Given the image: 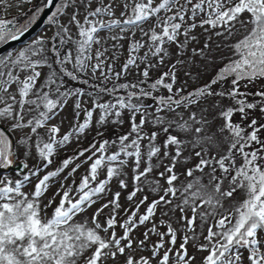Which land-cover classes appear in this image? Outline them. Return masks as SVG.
Returning a JSON list of instances; mask_svg holds the SVG:
<instances>
[{
    "label": "snow or ice",
    "instance_id": "obj_1",
    "mask_svg": "<svg viewBox=\"0 0 264 264\" xmlns=\"http://www.w3.org/2000/svg\"><path fill=\"white\" fill-rule=\"evenodd\" d=\"M0 264H264V0H0Z\"/></svg>",
    "mask_w": 264,
    "mask_h": 264
},
{
    "label": "rangeland",
    "instance_id": "obj_2",
    "mask_svg": "<svg viewBox=\"0 0 264 264\" xmlns=\"http://www.w3.org/2000/svg\"><path fill=\"white\" fill-rule=\"evenodd\" d=\"M35 3H39V0H35ZM10 13H11V14H10V16H11V15L15 14V11H12V12H10ZM44 28H45V25L42 27V29H44ZM42 29H41L40 31H38L37 34H40L41 31H42ZM37 34H35V35L33 36V38H34ZM33 38H32V39H33ZM30 40H31V39H30ZM30 40H28V41H30ZM28 41H27V42H28ZM25 43H26V42H25ZM16 47H17V46L13 47L12 49H14V48H16ZM10 50H11V49H10ZM68 111H70V109H69V110H66L65 115L68 114ZM67 124H68V120L66 119V120H65V129L67 128ZM88 140H91V136H89ZM88 140L84 141V146H87ZM75 147H76V145H72L71 147L68 148L67 153H61L60 156L57 157V159H56V163L53 165V167H55L56 164H58L59 160L62 159V158H64V156H65L66 154H71L72 151H73V149H74ZM86 167H87V166H85V168H86ZM82 174H84V169H83V168L80 170L79 173H77V178H78L80 175H82ZM49 211H50V210H49ZM89 215H90V213H89Z\"/></svg>",
    "mask_w": 264,
    "mask_h": 264
},
{
    "label": "water",
    "instance_id": "obj_3",
    "mask_svg": "<svg viewBox=\"0 0 264 264\" xmlns=\"http://www.w3.org/2000/svg\"><path fill=\"white\" fill-rule=\"evenodd\" d=\"M46 19V14L45 16H42L40 18V20L33 26L32 30L25 35V37L22 38V40L19 42V44H17V42H12L9 46H7L4 50H10L11 48L15 47V46H20L22 44H24L25 42H27L28 40H30L35 34H37L38 31H40L42 29V27L44 26V20Z\"/></svg>",
    "mask_w": 264,
    "mask_h": 264
},
{
    "label": "trees",
    "instance_id": "obj_4",
    "mask_svg": "<svg viewBox=\"0 0 264 264\" xmlns=\"http://www.w3.org/2000/svg\"><path fill=\"white\" fill-rule=\"evenodd\" d=\"M10 14H11V13H9V14H8V15H9V17H11V16H12V15L10 16ZM15 14H16V13H15ZM15 14H13V15H15Z\"/></svg>",
    "mask_w": 264,
    "mask_h": 264
},
{
    "label": "bare ground",
    "instance_id": "obj_5",
    "mask_svg": "<svg viewBox=\"0 0 264 264\" xmlns=\"http://www.w3.org/2000/svg\"><path fill=\"white\" fill-rule=\"evenodd\" d=\"M32 38H33V37H32ZM32 38H31V39H32ZM11 49H12V48H11Z\"/></svg>",
    "mask_w": 264,
    "mask_h": 264
}]
</instances>
